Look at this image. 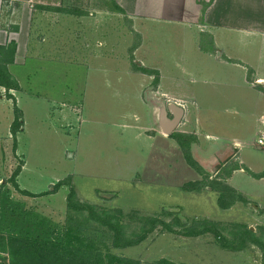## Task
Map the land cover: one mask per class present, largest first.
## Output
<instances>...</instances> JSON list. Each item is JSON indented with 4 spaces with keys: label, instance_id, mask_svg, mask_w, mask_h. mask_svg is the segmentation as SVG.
<instances>
[{
    "label": "rangeland",
    "instance_id": "1",
    "mask_svg": "<svg viewBox=\"0 0 264 264\" xmlns=\"http://www.w3.org/2000/svg\"><path fill=\"white\" fill-rule=\"evenodd\" d=\"M64 1L55 34L35 39L48 42L46 57L14 67L10 53L0 57L18 86H0V235L58 241L75 231L92 251L140 264H264V193L233 169L240 151L219 157L223 141L212 137L237 131L233 109L252 114L257 95L190 82V70L220 82L239 74L195 50L210 43L172 21L185 9ZM174 100L183 122L160 134L158 108ZM95 213L114 217L122 243Z\"/></svg>",
    "mask_w": 264,
    "mask_h": 264
},
{
    "label": "crops",
    "instance_id": "2",
    "mask_svg": "<svg viewBox=\"0 0 264 264\" xmlns=\"http://www.w3.org/2000/svg\"><path fill=\"white\" fill-rule=\"evenodd\" d=\"M32 1L0 0V53L4 49L5 55L8 56L9 48H12L10 46L15 48L14 59L11 63L13 67L25 63L30 57H46L49 54V51H46L48 42L41 43L35 39L40 32L48 31L50 24L55 21L54 16H58L57 22H62L66 17V11L62 8V5L66 3L64 0L50 4L49 0H35V5L31 3ZM124 1L115 0L122 9L126 8ZM146 1L153 2V6L160 9L159 13L168 9L174 11L185 9L183 17L179 16L172 21L185 24L189 30L196 31L197 36L200 38L204 36L205 40L210 43L211 50H208L202 42H195V50L202 55H208L210 59L224 68L237 70L236 73L240 75V78L236 75L234 80L220 82L215 79L201 80L195 76L193 70H190L192 76L190 82H201L205 87L246 86L257 95L253 102L252 114L250 112L245 116L242 111L238 110L237 105V110L230 109L233 115L237 116V131H219L218 135H212V137H215L218 142L223 141L222 145H216L220 149L219 157L232 150L240 151L239 157L233 161V169H240L236 170L240 174L245 173V169L250 175H254L250 180V190H253L255 195L263 194L264 187H257V184L264 182V146H260L258 142L261 132L264 131L261 123L264 117V0ZM110 13L111 11H108L109 15ZM16 14H18L17 17ZM14 17L16 19H13ZM110 17H113L112 13ZM32 22L33 29L36 25L40 31L30 30L31 34L25 37V27ZM58 25L53 28L57 29ZM104 27L105 32L102 34V39L105 40V46H107L109 34L108 28L105 25ZM6 28L10 31L9 35H7ZM48 32H50V35L47 33L49 36L55 34L53 30ZM36 47L38 52H35ZM13 67L10 66V70ZM180 103L179 100L173 101V104L186 107ZM222 127L224 128L223 125ZM160 134H162L161 130ZM248 152H253L254 155L249 156ZM0 264H10L8 254L0 252Z\"/></svg>",
    "mask_w": 264,
    "mask_h": 264
},
{
    "label": "trees",
    "instance_id": "3",
    "mask_svg": "<svg viewBox=\"0 0 264 264\" xmlns=\"http://www.w3.org/2000/svg\"><path fill=\"white\" fill-rule=\"evenodd\" d=\"M9 51L11 54L10 56H12L10 63H12L15 48H9ZM2 54L5 55L4 49H2L0 57ZM10 78L11 76L7 71L4 72L0 70V86L5 87L8 91L18 90L16 84L11 83V81L10 83L8 82ZM19 124L18 120L14 122L12 130L14 134H17ZM183 138L184 137L178 138L181 145H183ZM187 145H189V143H187ZM188 160L189 163L194 166L190 157ZM57 187L59 186L56 185V188ZM95 214L98 223L104 224L111 231H114L115 240H117L119 244L120 242L122 243L124 232L121 230L122 227L120 224L113 220L114 217L110 218L108 214ZM77 233L79 232L69 230L64 239H60L61 237H59L58 241L55 239L41 240L38 238H29L27 236L6 237L0 235V252L9 255L10 264H140L139 262L136 263L132 260L117 257L115 255L103 254L100 250L97 252L94 250L92 251L90 247L87 246L85 239H81L80 236L78 237L76 235ZM155 264L168 263L162 260Z\"/></svg>",
    "mask_w": 264,
    "mask_h": 264
},
{
    "label": "water",
    "instance_id": "4",
    "mask_svg": "<svg viewBox=\"0 0 264 264\" xmlns=\"http://www.w3.org/2000/svg\"><path fill=\"white\" fill-rule=\"evenodd\" d=\"M172 115L173 119L169 116ZM185 116V109L176 104H170L167 108L162 107L160 113V124L166 135H171L181 123Z\"/></svg>",
    "mask_w": 264,
    "mask_h": 264
},
{
    "label": "flooded vegetation",
    "instance_id": "5",
    "mask_svg": "<svg viewBox=\"0 0 264 264\" xmlns=\"http://www.w3.org/2000/svg\"><path fill=\"white\" fill-rule=\"evenodd\" d=\"M170 104H173L172 102H170L167 106H160L159 108H158V113H157V116H158V119H157V117H156V122L158 123L157 125H159V128H161L160 130H161V132H162V134H164L165 135V133L163 132V129H162V127H161V124H160V113H161V109H162V107H168ZM171 119H173V116L172 115H170L169 116ZM184 119V118H183ZM183 119H182V121H181V123L183 122ZM181 123L179 124V126L181 125ZM178 126V127H179ZM178 127L176 128V130L178 129ZM175 130V131H176ZM174 131V132H175Z\"/></svg>",
    "mask_w": 264,
    "mask_h": 264
},
{
    "label": "built area",
    "instance_id": "6",
    "mask_svg": "<svg viewBox=\"0 0 264 264\" xmlns=\"http://www.w3.org/2000/svg\"><path fill=\"white\" fill-rule=\"evenodd\" d=\"M261 123L263 124V126H264V117H263V119H262V121H261ZM259 144H260V146H264V131L263 132H261V138L259 139Z\"/></svg>",
    "mask_w": 264,
    "mask_h": 264
},
{
    "label": "bare ground",
    "instance_id": "7",
    "mask_svg": "<svg viewBox=\"0 0 264 264\" xmlns=\"http://www.w3.org/2000/svg\"><path fill=\"white\" fill-rule=\"evenodd\" d=\"M164 135V134H163ZM166 135V134H165Z\"/></svg>",
    "mask_w": 264,
    "mask_h": 264
}]
</instances>
